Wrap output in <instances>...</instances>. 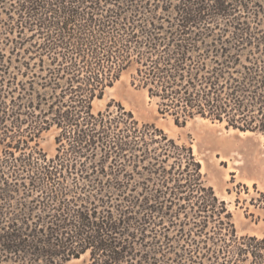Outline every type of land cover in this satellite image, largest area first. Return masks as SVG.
<instances>
[{"label": "trees", "instance_id": "16d2710c", "mask_svg": "<svg viewBox=\"0 0 264 264\" xmlns=\"http://www.w3.org/2000/svg\"><path fill=\"white\" fill-rule=\"evenodd\" d=\"M124 73L264 139V0H0V264H264L190 146L94 107Z\"/></svg>", "mask_w": 264, "mask_h": 264}, {"label": "rangeland", "instance_id": "374dc122", "mask_svg": "<svg viewBox=\"0 0 264 264\" xmlns=\"http://www.w3.org/2000/svg\"><path fill=\"white\" fill-rule=\"evenodd\" d=\"M114 100L130 110L140 123L153 124L169 137L191 147L201 163L203 180L225 201L231 220L239 235L253 234L264 238V210L252 199L264 192V139L253 132L226 128L223 123L201 117L176 124L170 115H161L147 92L133 85L129 73H124L101 99L96 109ZM54 131L42 134L40 146L50 156L55 151ZM7 264V263H1ZM66 264H88V254L71 258Z\"/></svg>", "mask_w": 264, "mask_h": 264}]
</instances>
